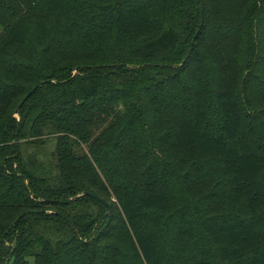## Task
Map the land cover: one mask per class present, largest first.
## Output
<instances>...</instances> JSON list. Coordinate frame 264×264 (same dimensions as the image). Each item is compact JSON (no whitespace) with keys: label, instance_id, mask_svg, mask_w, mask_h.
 <instances>
[{"label":"trees","instance_id":"16d2710c","mask_svg":"<svg viewBox=\"0 0 264 264\" xmlns=\"http://www.w3.org/2000/svg\"><path fill=\"white\" fill-rule=\"evenodd\" d=\"M92 5L0 0V264H172L165 225L192 233L182 214L162 221L179 178L168 140L197 172L219 163L253 214L201 223L221 260L264 264V145L234 93L237 76H264V0H204L183 66L199 0H107L110 19Z\"/></svg>","mask_w":264,"mask_h":264},{"label":"rangeland","instance_id":"374dc122","mask_svg":"<svg viewBox=\"0 0 264 264\" xmlns=\"http://www.w3.org/2000/svg\"><path fill=\"white\" fill-rule=\"evenodd\" d=\"M62 1L66 4L68 0ZM106 1L71 0V4L82 5L83 3H91L93 4V11L101 10L102 17L110 19L111 14L106 8ZM102 23L104 25L109 24L108 21H102ZM44 34L42 32L39 38L43 39ZM106 37H109V35ZM105 38L99 40L100 47L114 51L111 39L109 38L105 41ZM137 40L141 41V39ZM135 43L136 41L132 40L129 44L130 47ZM122 45L124 44L119 47ZM71 72L72 74L78 73L77 70ZM79 73L82 74L83 71ZM21 84L22 82L18 85ZM261 87H264V76H261L258 72H253L249 77H236L234 93L235 98L240 103L244 130L248 136L249 143L255 142L264 145V91L261 90ZM207 114L208 127L211 128L218 123L219 117L212 106L207 107ZM163 147L166 150L168 159V173L172 169L175 172L174 160H179L177 172L179 178L174 183L171 191L173 203L167 208V214L162 218V221L169 215V220L174 221L176 227H179L177 219L182 214L186 227L192 234L182 237L179 241L174 240L172 232H169L174 226L169 222L164 227L166 231L164 230L160 234L163 243V245L159 244L160 254L163 259L168 260L172 264H197L201 259H204L206 264H225L218 255V251L212 245L208 235L202 229L201 223L205 220L213 222L215 218L234 217L240 214L252 218V212L249 211L242 199L235 198L229 176L219 163L209 162L201 172H197L191 160L186 159L182 153L177 151L171 140L163 142ZM175 155L176 158H174ZM111 198L115 200V197L111 196ZM203 255L206 256L202 258ZM28 264H33L31 258L28 259Z\"/></svg>","mask_w":264,"mask_h":264},{"label":"water","instance_id":"95a60500","mask_svg":"<svg viewBox=\"0 0 264 264\" xmlns=\"http://www.w3.org/2000/svg\"><path fill=\"white\" fill-rule=\"evenodd\" d=\"M199 1H200V24H199V27H198L197 31H196L195 34H194V38H193L192 41L190 42V45H189V47H188V49H187V52H186V54H185L183 60L181 61V63H180L178 66H183V65L186 63L188 57L190 56V53H191V51H192V48H193V46H194L195 40H196V38L199 36V34H200L201 30H202V27H203L204 17H205V12H204V0H199ZM51 81H52V80H48L47 82H51ZM41 85H42V82H38V83H36V84H35V85H34V86H33V87L27 92V94L25 95V97L21 100V102H20L19 105H18V108H19V107H20V106L26 101V99H27L31 94H33V93L36 91V89L39 88ZM18 108H16L15 111H14V117H16V119H18V116H17ZM17 132H18V127H17ZM84 195H86V196H91V197L97 199L98 201H100L102 204H104L105 207H106V214H105V216L108 217V216L110 215V208H109L108 203H107L104 199L98 197V196L95 195V194H92V193H90V192L84 191V192H82L81 194L77 195L75 198L80 197V196H84ZM68 224H69V226L73 229V231L75 232V234H76L77 236H79V233H78L76 227L74 226V224H73L71 221H68ZM93 232H94V231H92V233L90 234V236L93 235ZM11 254H12V252H10V254L8 255V257H7V259H6V261H5L4 264H7L8 260H9L10 257H11Z\"/></svg>","mask_w":264,"mask_h":264}]
</instances>
